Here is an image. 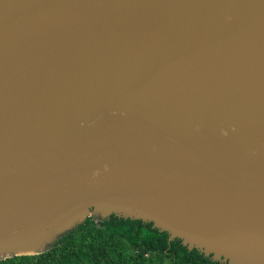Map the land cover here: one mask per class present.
<instances>
[{
  "label": "water",
  "instance_id": "1",
  "mask_svg": "<svg viewBox=\"0 0 264 264\" xmlns=\"http://www.w3.org/2000/svg\"><path fill=\"white\" fill-rule=\"evenodd\" d=\"M112 215L264 264V0H0V260Z\"/></svg>",
  "mask_w": 264,
  "mask_h": 264
},
{
  "label": "trees",
  "instance_id": "2",
  "mask_svg": "<svg viewBox=\"0 0 264 264\" xmlns=\"http://www.w3.org/2000/svg\"><path fill=\"white\" fill-rule=\"evenodd\" d=\"M0 264H221L189 251L151 223L110 216L87 218L36 256H14Z\"/></svg>",
  "mask_w": 264,
  "mask_h": 264
},
{
  "label": "rangeland",
  "instance_id": "3",
  "mask_svg": "<svg viewBox=\"0 0 264 264\" xmlns=\"http://www.w3.org/2000/svg\"><path fill=\"white\" fill-rule=\"evenodd\" d=\"M93 218H95V219H99V218H97V217H93Z\"/></svg>",
  "mask_w": 264,
  "mask_h": 264
}]
</instances>
